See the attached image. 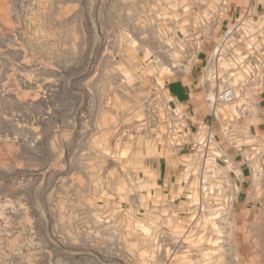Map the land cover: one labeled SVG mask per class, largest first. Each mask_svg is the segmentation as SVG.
I'll use <instances>...</instances> for the list:
<instances>
[{"label":"rangeland","instance_id":"obj_1","mask_svg":"<svg viewBox=\"0 0 264 264\" xmlns=\"http://www.w3.org/2000/svg\"><path fill=\"white\" fill-rule=\"evenodd\" d=\"M196 10L0 0V264H264L263 161L247 196L203 138L174 189L154 168L189 144L170 107L205 106L172 95L205 67Z\"/></svg>","mask_w":264,"mask_h":264},{"label":"crops","instance_id":"obj_2","mask_svg":"<svg viewBox=\"0 0 264 264\" xmlns=\"http://www.w3.org/2000/svg\"><path fill=\"white\" fill-rule=\"evenodd\" d=\"M187 1L197 7L190 19L200 16L197 30L205 53L199 62L205 67L172 95H184L185 103L195 96L206 101L204 107H170L189 144L182 153L154 160L159 185L174 189L176 178L184 175L179 162L191 159L192 148L209 133L213 140L206 154L219 161L218 181L247 196L254 187L255 161L264 162V0ZM222 60L227 68L220 66ZM236 79L232 88L238 98L232 107H213L211 96L226 86L221 82L235 84Z\"/></svg>","mask_w":264,"mask_h":264},{"label":"built area","instance_id":"obj_3","mask_svg":"<svg viewBox=\"0 0 264 264\" xmlns=\"http://www.w3.org/2000/svg\"><path fill=\"white\" fill-rule=\"evenodd\" d=\"M238 98V95L236 93V91L231 88L228 87L226 89H223L222 91H220L217 96H216V101L225 103V104H231L234 103ZM204 139V146L208 147L209 144H211L213 137L211 134L208 133V135H206ZM264 190V187L261 188Z\"/></svg>","mask_w":264,"mask_h":264}]
</instances>
